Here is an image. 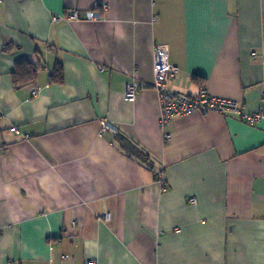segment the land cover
<instances>
[{
    "label": "crops",
    "instance_id": "obj_1",
    "mask_svg": "<svg viewBox=\"0 0 264 264\" xmlns=\"http://www.w3.org/2000/svg\"><path fill=\"white\" fill-rule=\"evenodd\" d=\"M158 44L169 87L261 118L160 126ZM32 64L36 95L18 77ZM88 261L264 264V0L0 1V264Z\"/></svg>",
    "mask_w": 264,
    "mask_h": 264
},
{
    "label": "built area",
    "instance_id": "obj_2",
    "mask_svg": "<svg viewBox=\"0 0 264 264\" xmlns=\"http://www.w3.org/2000/svg\"><path fill=\"white\" fill-rule=\"evenodd\" d=\"M97 6L106 7L107 5L100 2L97 3ZM72 17H78L76 9L70 10L68 18ZM86 17L96 20L99 18V15L95 9H89L86 11ZM53 20H56L55 16H53ZM152 68L153 82L151 86L157 94L160 126H163L168 120L174 117L186 115L195 111L201 113H207L209 111L219 113L236 112L239 113L242 119L249 123H254L261 118L260 113L244 112L238 108L235 100L226 97L212 96L205 88L199 89L195 94H187L169 87L166 84V80L169 76L176 73L177 68L169 62L167 48L162 44H158L154 47ZM140 89L141 86L138 82L127 83L124 90V98L128 101H134ZM31 93L32 95L37 94V87L35 85H31ZM103 128L109 129L113 135L117 132L116 127L109 125L107 122L103 123ZM9 129L11 131H17L16 126H11ZM160 180L162 181V179ZM189 200L192 203L196 202L195 196H191ZM93 263L94 261L86 262V264Z\"/></svg>",
    "mask_w": 264,
    "mask_h": 264
},
{
    "label": "trees",
    "instance_id": "obj_3",
    "mask_svg": "<svg viewBox=\"0 0 264 264\" xmlns=\"http://www.w3.org/2000/svg\"><path fill=\"white\" fill-rule=\"evenodd\" d=\"M29 64H30V62L28 63V61L24 60V61L20 62L19 65L27 66ZM32 65L33 66L26 67L25 70H24L25 67H23V72L19 73V75H18V77H20L22 81L27 82L26 84H30V88H31L32 82H34L33 78H34V74H35L36 68H38L37 66H34V64H32ZM18 71H19V69H18ZM27 78L29 80H27ZM30 78H32L33 81L30 80ZM193 79H196V77H194ZM196 81H199L201 83L202 80L197 79ZM139 84H140V86L142 88L143 85L141 83H139ZM187 94H190V93H187ZM12 126H15V125H12ZM119 134L120 133L116 134V136H115V138L118 140L119 144H121L126 149H130V147H131L133 149V153L136 154L137 157L142 162H144L147 166L150 167L153 164V161L151 160V157L145 151L136 149V147L131 143V141L127 137H125L124 135H119ZM162 181H163V179H162Z\"/></svg>",
    "mask_w": 264,
    "mask_h": 264
},
{
    "label": "rangeland",
    "instance_id": "obj_4",
    "mask_svg": "<svg viewBox=\"0 0 264 264\" xmlns=\"http://www.w3.org/2000/svg\"><path fill=\"white\" fill-rule=\"evenodd\" d=\"M68 15H69V13H68ZM55 17H56V20H58V18H60V15L59 16H55ZM67 18H68V16H67ZM68 19H70V18H68Z\"/></svg>",
    "mask_w": 264,
    "mask_h": 264
}]
</instances>
